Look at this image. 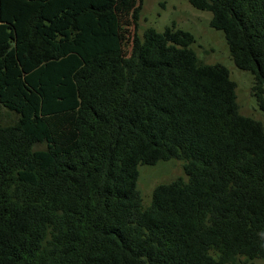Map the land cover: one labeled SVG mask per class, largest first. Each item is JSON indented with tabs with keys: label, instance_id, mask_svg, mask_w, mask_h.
<instances>
[{
	"label": "trees",
	"instance_id": "obj_1",
	"mask_svg": "<svg viewBox=\"0 0 264 264\" xmlns=\"http://www.w3.org/2000/svg\"><path fill=\"white\" fill-rule=\"evenodd\" d=\"M187 2L264 114V0ZM140 12L0 0V105L17 115L0 123V264L264 261V121L240 114L228 69L201 64L189 32L139 36ZM171 159L187 180L144 207L137 166Z\"/></svg>",
	"mask_w": 264,
	"mask_h": 264
},
{
	"label": "rangeland",
	"instance_id": "obj_2",
	"mask_svg": "<svg viewBox=\"0 0 264 264\" xmlns=\"http://www.w3.org/2000/svg\"><path fill=\"white\" fill-rule=\"evenodd\" d=\"M210 19L209 12L192 8L187 0H141L136 33L141 36L147 28H154L160 32L171 24H175L177 29L189 32L195 40L191 49L201 64H219L228 69L230 79L236 84V102L240 114L263 122L264 114L259 110L251 93L252 75L235 67L229 56L224 34L210 28ZM16 120V114L0 105L2 125H12ZM42 149L44 145L35 147V150ZM137 171V189L141 194L144 207L149 205L153 190L158 185L168 184L179 178L187 180L183 173L182 162L174 159L159 161L155 165H138ZM234 264H264V261L260 259L250 261L240 257Z\"/></svg>",
	"mask_w": 264,
	"mask_h": 264
}]
</instances>
